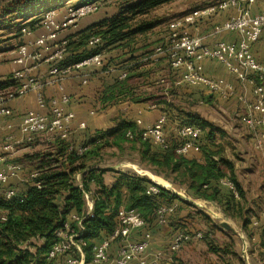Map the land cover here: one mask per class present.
<instances>
[{"label":"trees","instance_id":"trees-1","mask_svg":"<svg viewBox=\"0 0 264 264\" xmlns=\"http://www.w3.org/2000/svg\"><path fill=\"white\" fill-rule=\"evenodd\" d=\"M85 1L99 4L103 0ZM172 1L174 0H122L118 10L112 15L67 36V56L63 63L66 66L73 65L93 53L102 52L106 64L101 69L105 71L108 66H113L116 70L117 65L111 64L106 52L124 50L127 59L123 62L121 71L126 69L127 76L123 79L119 75L115 76L113 83L104 87L102 104L125 99L140 102L152 98L158 99L154 100L156 103L168 104L162 96L159 99L158 94L155 96L154 93L142 90L147 81L144 78L149 75V70L143 68L144 61L149 60L154 51L150 48L152 43H139L141 37L153 29L156 23L140 20L139 17ZM49 2L53 0H41L37 5L26 8L16 6L15 2L7 5L0 10V31L6 28L11 31L15 26L11 23L10 16L13 14H19V17L26 20L32 18L25 27L34 30L45 10L61 7V4L50 5ZM2 16L7 18L1 19ZM15 33L14 37L23 34L20 27ZM96 35L101 37L102 46L98 49L88 48V40ZM138 51L141 53L135 55ZM159 91L160 89L156 92ZM184 114L187 118L179 119L182 123L197 125L204 132L205 140L200 144L202 162L177 153L175 139L167 150L154 149L150 143L141 139V132L135 121L122 119L116 126L87 139L85 144L89 147L79 155L68 149L69 143L66 140L50 136L52 143L49 150L28 159L33 163L32 170L37 172V176L30 178L23 187L6 185L0 191V264H67L66 256L48 257L56 240V232L64 229L66 223H70V227L84 240V263L91 264L94 244L108 237L115 229L117 212L121 207L136 209L146 220V228L151 230L153 226H157L158 207L162 203L181 200L176 193L161 186L157 195H148L146 188L152 181L135 174L121 173L114 182L106 184L105 169L87 166L89 157L97 154L105 144L118 147L123 142L138 144L142 159L165 179L171 178L184 186L194 198L218 202L225 210L239 211L240 201L228 189L220 186L221 180L228 179L235 184L240 198L244 193L237 179L234 163L224 157L221 147L217 148L215 144L218 128L196 114ZM128 131L132 132V139L127 138ZM79 172L82 174L81 186L76 180ZM92 185L97 186L95 191L91 190ZM8 186L15 188V195L9 199L4 196V190ZM85 194L92 200L91 209L87 207ZM72 213H76L81 220L82 230L79 229L78 221L70 220ZM240 215L243 216V212ZM249 223V219H245L244 228ZM212 252L220 253L215 247H212ZM228 253L230 257L224 264H245L242 255L232 251Z\"/></svg>","mask_w":264,"mask_h":264},{"label":"built area","instance_id":"built-area-1","mask_svg":"<svg viewBox=\"0 0 264 264\" xmlns=\"http://www.w3.org/2000/svg\"><path fill=\"white\" fill-rule=\"evenodd\" d=\"M258 0H216L215 2L198 5L180 15L174 16L168 21V36L164 42L154 47L153 56H164L168 59L174 70H181V82L191 86L204 87L212 95H218L223 99H229L235 94V87L225 78L209 76L205 73L203 61L215 60L239 81H249L253 84L252 101L241 99L246 106L240 114L242 124L253 131L254 145L264 151V61H260L254 53V45L261 39L264 32V7L261 12L254 13L253 5ZM235 9L222 25L214 29V33L222 31L233 32L238 35L234 40H218L212 44L202 37L190 32V27L197 24L203 18L210 17L217 12ZM52 7L41 14L39 27L42 32L33 35L32 30L23 28V35L27 40L20 43L16 49L15 62L18 64L12 75L16 83L15 88L9 92L0 93V119L9 114L7 102L14 97H22L28 93H36L37 107L30 109L24 115L20 130L24 138L32 141L36 136L47 134L56 136L69 143L68 149L82 154L89 145L76 143L72 138L74 128L72 121L74 113L66 110V105L72 101V97L64 91L62 82L72 71H79L82 84H87L91 71L94 68H102L106 64L104 53L96 52L80 62L66 66L63 62L67 56V37L61 34L69 28L76 26L78 22L100 10L96 2L81 0L75 4L69 3L66 8ZM88 48L98 49L102 46L100 36H92L88 40ZM42 62L49 63V79L40 73H34ZM113 66H108L105 72H113ZM127 76V70L123 69L119 78ZM56 84L59 94L47 100L43 93L45 84ZM141 132V139L150 143L154 149L167 150L172 141L165 132L166 117L162 116L157 124L143 126L141 119H137ZM85 122L79 124V128H85ZM204 132L197 125L179 123L175 129L176 152L187 155L194 144L201 142ZM128 139L133 138L131 131L126 134ZM9 148V145L7 146ZM0 184L7 185L10 178L16 177L22 171V165L17 162H9L0 155ZM36 171H31L29 178H35ZM80 173L76 179H80ZM79 186H81V181ZM228 190L236 199L240 194L235 184L223 179ZM159 184L152 182L146 188L148 195H157ZM15 195V188L8 186L4 190V196L9 199ZM179 197L180 194H177ZM86 203L91 209L92 202L88 194H85ZM181 199V198H180ZM179 201L162 203L156 211V225H166L174 216ZM5 219V217H3ZM73 221H78L80 230L81 220L78 215L71 216ZM146 220L136 209L121 207L117 212V225L108 237L96 242L92 249L91 264H169L165 263L163 252L150 253L152 231L146 228ZM205 235L201 231L188 233L175 231L169 239L167 249L169 254L180 250L183 246L199 241ZM85 242L79 233L66 223L64 229L56 232V240L49 253V258L66 256L67 264H83ZM116 245L115 256H110V249Z\"/></svg>","mask_w":264,"mask_h":264},{"label":"crops","instance_id":"crops-1","mask_svg":"<svg viewBox=\"0 0 264 264\" xmlns=\"http://www.w3.org/2000/svg\"><path fill=\"white\" fill-rule=\"evenodd\" d=\"M70 0L69 3L75 4L81 0ZM216 1V0H215ZM214 1V2H215ZM212 1L206 0L205 3H210ZM65 0H55L51 3L53 4H61L63 7L66 4ZM200 5V4H198ZM195 5V6H198ZM194 6V7H195ZM264 7V0H258L252 7V11L254 13L261 12ZM193 8V7H192ZM60 9V8H59ZM63 9V8H61ZM189 11V10H188ZM186 12V11H185ZM184 13V12H183ZM235 13V9H228L225 11H220L215 13L214 15L203 18L197 22L194 26L190 27V32L196 36L202 37L206 42L212 44L218 40H234L238 38V35L233 32L222 31L220 33H214V29L224 23V21L232 14ZM95 14V13H94ZM94 14H91L87 17L82 18L76 26L69 28L61 34V37H67L75 32L86 28L87 26L98 22L99 20L108 17L110 15H104L102 17L97 18ZM182 14V13H180ZM178 14V15H180ZM177 16V15H176ZM32 19H27L25 22L15 25L11 29V39L6 41V44L2 45V41L0 42V93L9 92L15 88L14 81L12 75L16 69H18V64L15 62L16 58V49L17 46L27 40V36L23 35L14 37L17 29L20 27L21 31L23 28H26L27 24ZM166 32L162 36L163 38L154 43L150 48L154 51V47L162 42L168 36L167 29ZM33 35L39 34L42 32V29L37 25V27L32 30ZM254 53L256 57L260 61H264V32L262 34L261 39L254 45ZM141 51L135 53L140 54ZM107 58H112L114 56H118V59L115 62H119L121 60H126L127 55L124 50L114 49L112 51L106 52ZM145 60L147 58H144ZM108 60V59H107ZM112 64V63H111ZM205 73L209 76L213 77H221L225 78L227 81L232 83L235 87V94L233 97L229 99H223L218 95H212L209 93L204 87L201 86H191L186 83L181 82V70L177 71L171 68L168 59L164 56H152L149 60L144 61L143 68L145 70H149V75L144 78L147 79L142 86V90H147L149 93H154L156 96L158 94L159 99L165 98L167 103H156L154 100L158 99H150L143 100L140 102H134L129 99L121 100L111 104H102V91L104 87L110 83H113V79L115 76L120 74L121 69H116L113 72L107 73L103 71L101 68H94L89 76V80L87 84H82V79L79 76L80 72L72 70L63 80L62 85L64 91L68 93L72 97V101L66 105V110L68 112H72L75 115V118L72 121V126L74 128L73 140L78 143H83L87 139H90L96 135L103 133L117 125L119 121L128 120V121H136L137 119H141L143 126L157 124L162 116L166 117V125L165 132L168 136L169 140L173 142L175 139V128L174 126L180 122V117L185 116V113L196 114L203 119H206L213 123L211 120L202 117L201 115L195 113V111H181L184 108L185 102L187 104H191V101L194 103H200L207 105H217L221 104L223 110L236 109L238 117L243 113L246 103L241 101V99H246L247 102L253 100V84L249 81H239L237 80L226 68L224 65L215 60L206 59L203 61ZM49 63L42 62L39 67L34 70V73H40L45 75L47 79H49L48 69ZM123 68V65H122ZM146 83V84H145ZM160 89L159 93L156 91ZM43 93L47 100L55 97L59 94V88L56 84H45L43 86ZM139 91V90H138ZM192 102V103H193ZM174 104V105H172ZM9 114L7 117H3L0 119V155H3L6 160L9 162H17L22 165V171H20L16 177L10 178L9 183L7 185H11L14 187H23L25 183L30 179L29 175L32 170V166L28 163H31L28 159V155L32 156L34 153L36 155L42 150V148L49 147L51 145L50 135L41 134L36 136L32 141H28L24 138L19 126L24 117V115L30 109H34L37 107L36 103V93L31 92L22 97H14L7 102ZM171 106H177L178 109L171 108ZM223 106V107H222ZM81 122H85L86 127L81 129L79 128V124ZM214 124V123H213ZM176 127V126H175ZM248 129V128H247ZM264 130V128H262ZM252 137L251 142L252 146L259 153L261 157L262 163L264 165V151L259 150L254 145V134L253 131L248 129ZM204 136V135H203ZM221 138H225V135H221ZM219 137V135H218ZM205 139H201L203 143ZM201 142H197L193 145L190 152L187 154L189 158H195L198 161H203V155L200 150ZM221 140H217V135L215 138V144L218 147H221L222 153L227 150V146H225ZM9 145V148L7 147ZM216 148V147H215ZM27 157V158H26ZM23 160V161H22ZM3 165H0V168ZM237 169V167H235ZM236 171V170H235ZM237 179L241 185L242 178L240 174H237ZM152 182L153 179H150ZM159 183V181L157 182ZM165 183V181H164ZM161 185V183H159ZM6 185L0 184V191ZM169 186V185H168ZM220 186L224 189H228L225 184H221ZM243 185H241L242 187ZM171 187V186H170ZM182 187V186H181ZM183 188V187H182ZM168 189H170L168 187ZM244 190H246L243 186ZM243 190V191H244ZM258 193L255 195H251L252 198L248 197L247 193L243 196L241 200V204L248 202L247 204L251 206L260 207L264 206V184L261 183L258 185ZM172 191V190H171ZM183 191H187L185 188ZM173 192V191H172ZM179 194L177 192H174ZM181 194V193H180ZM181 198V197H180ZM182 199V198H181ZM200 199V198H199ZM92 202V200H90ZM93 205V203H92ZM91 205V208H92ZM87 207L90 209L89 205ZM257 209V210H258ZM258 213V212H256ZM250 213L248 216L250 217V223L246 228L242 223V227L239 229L238 235L243 239V241H248L249 244L253 245L254 250L250 249L252 252L251 256H255V251L261 252L264 254V244H262V240L264 238V210H261L258 215ZM76 213H72L71 216ZM176 216V214H175ZM174 217V216H173ZM246 217V216H245ZM237 219V218H235ZM246 239V240H245ZM153 247H151L152 249ZM154 249V248H153ZM159 250V248H157ZM167 246L165 249L166 250ZM254 251V252H253ZM116 254V245H113L110 249V256H115ZM253 258V264H264V258L262 260H255ZM135 264V263H133Z\"/></svg>","mask_w":264,"mask_h":264},{"label":"rangeland","instance_id":"rangeland-1","mask_svg":"<svg viewBox=\"0 0 264 264\" xmlns=\"http://www.w3.org/2000/svg\"><path fill=\"white\" fill-rule=\"evenodd\" d=\"M40 1L41 0H0V10H3L7 5H11L13 2H15V5L18 7L24 6L26 8L29 5H37ZM65 1L66 3L70 2V0ZM74 1L75 0L72 2ZM121 1L122 0L100 1V10L94 15L97 16V18L104 15H112L118 10L119 3ZM205 1L206 0H174L153 9L147 15L139 17L140 20L142 19L148 22L154 21L156 23V26L153 29L141 37L139 45H143L144 43H152L153 45L154 43L159 42L166 32L165 30L167 29L168 21L170 19L180 13L190 10L195 5L206 4ZM210 1L214 2L215 0ZM51 3L52 2H49L50 5ZM66 6L67 4L63 7H58L63 8L60 12L63 11ZM13 15L10 16L12 18V25H19L26 21L25 18L19 17V14ZM5 18L7 17L2 16L1 19ZM10 35L11 31L9 28L0 31V41H2V45H5L6 41L11 39ZM116 59H118V56L110 58V62L117 65L116 69H121L125 60L115 62ZM192 102L193 101H191V104H187V102H185V104H183L184 108L181 111H195V113L211 120L214 123L216 128H218L216 134L217 140L219 139L223 141L222 143L227 146V150L224 154H222L224 157L231 160L235 167H237L235 170L242 178L241 185H243L246 189H243L244 193L241 198L243 199V196L246 193L248 197L252 198L251 195L258 193V185L261 183L264 184V165L259 153L252 146L250 139L252 137L251 132L242 124L240 117L236 114V109L223 110L221 107H218L221 106V104H218V106H205L203 103L200 104ZM171 108H175L178 109L177 111H180L177 106H171ZM180 119L184 120L183 117ZM181 120H179L180 122H178L175 126L179 123L183 124ZM175 126L174 128L176 129ZM221 135H225V138H221ZM48 150L49 147H45L42 148L39 153ZM34 155L36 154L34 153L33 156ZM33 156L28 155L27 157L30 158ZM28 164L33 167V163ZM87 166L105 169V183L108 185L114 182L121 173H130L153 179L157 182L159 181L162 186L167 188L169 187L173 192H177L179 194L181 193L180 196L182 199L179 201L178 208L174 213L176 216L174 215V218L172 216L166 225L161 227L153 226V228H151L152 240L149 252L153 254L159 251L163 252L165 255L164 257L168 259L165 263L224 264L226 259L230 257L228 251L242 255L245 264H253V258L251 257H254L255 260H262L264 258V254L257 252V249L255 251V256H251L252 252H250V249L254 250L253 245H251V243L249 244L248 241L244 242L238 235V232H234L235 230L239 231L245 219H249V221H251V215L250 217L248 216L250 213L255 214L258 212L256 213V215H258L261 210H264V206L258 209L257 206L253 205L254 208H252L247 204V201L242 205V199L239 198V209H241L239 211H231L230 209L225 210V207L218 202L194 198L192 194L187 191H183L185 188L184 186L174 182L171 178L165 179L162 175L158 174L155 168L142 159L140 146L130 142H123L119 145V147L112 144H105V146L102 147L97 154H93L89 157L87 160ZM80 175L81 177L80 179H76L77 181H81L82 174L80 173ZM164 181L169 182L171 187L164 183ZM95 189H97V186L92 185L91 190L95 191ZM241 212H243V216L240 215ZM177 230L188 233L201 231L206 238L189 243L173 254H169L163 249H165L168 245L171 235ZM151 247L154 249H151ZM212 247L219 249L220 253L218 254L212 252ZM157 248H159V250Z\"/></svg>","mask_w":264,"mask_h":264},{"label":"water","instance_id":"water-1","mask_svg":"<svg viewBox=\"0 0 264 264\" xmlns=\"http://www.w3.org/2000/svg\"><path fill=\"white\" fill-rule=\"evenodd\" d=\"M160 185V184H159ZM161 187H163V188H165V189H168L167 187H165V186H162V185H160ZM168 190H170V189H168ZM171 191V190H170Z\"/></svg>","mask_w":264,"mask_h":264},{"label":"bare ground","instance_id":"bare-ground-1","mask_svg":"<svg viewBox=\"0 0 264 264\" xmlns=\"http://www.w3.org/2000/svg\"><path fill=\"white\" fill-rule=\"evenodd\" d=\"M157 183V182H156ZM165 183L167 184V185H169L170 186V183L169 182H167V181H165ZM159 184V183H158Z\"/></svg>","mask_w":264,"mask_h":264}]
</instances>
